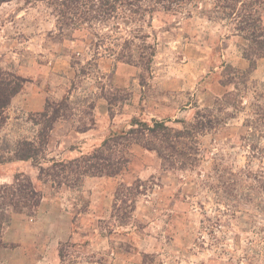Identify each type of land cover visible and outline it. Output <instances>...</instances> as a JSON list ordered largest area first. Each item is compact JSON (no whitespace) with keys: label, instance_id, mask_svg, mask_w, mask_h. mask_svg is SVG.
<instances>
[{"label":"rangeland","instance_id":"374dc122","mask_svg":"<svg viewBox=\"0 0 264 264\" xmlns=\"http://www.w3.org/2000/svg\"><path fill=\"white\" fill-rule=\"evenodd\" d=\"M209 1L193 0L183 10L189 16L156 11L152 19L121 25L120 35L111 33L110 24L96 22L61 31L52 11L38 0L0 4V69L27 80L3 113L0 148L31 138L29 115L64 97L70 109L50 133L46 158L73 159L109 133L126 130L134 117L169 120L179 127L171 122H189L195 110L215 107L230 88L219 85L222 63L242 70L248 63L239 52L241 39L229 34L225 22L200 15ZM139 29L155 49L148 68L105 56L110 40L98 49L104 56L97 64H86L97 51L96 37L128 39ZM252 79L264 82V59ZM29 94L44 99L40 110L28 111ZM242 120L199 136L196 161L183 171L166 169L154 152L131 145L123 149L129 164L118 176L86 178L78 190L39 182L29 161L0 164V184L11 183L16 173L28 177L42 196L70 210L73 229L87 223L98 256L114 250L143 264H264V142L261 154L252 155L241 139ZM83 133L87 136L81 139ZM134 183L140 194L134 212L125 215V198L115 199V192ZM36 210L14 215L31 218Z\"/></svg>","mask_w":264,"mask_h":264},{"label":"trees","instance_id":"16d2710c","mask_svg":"<svg viewBox=\"0 0 264 264\" xmlns=\"http://www.w3.org/2000/svg\"><path fill=\"white\" fill-rule=\"evenodd\" d=\"M13 0H0V4ZM52 11L57 25L69 26L73 31L81 24H110L112 34L120 35L121 25L152 19L156 11L183 13L193 0H38ZM197 8V6H195ZM264 0H210L209 9L203 8L200 15L206 19H218L225 22L230 35L241 39L239 46L241 57L247 61L244 70L222 63L219 85L227 89L216 101L213 108L195 110L191 121L134 117L128 128L121 133H109L100 143L90 150L80 152L79 156L69 160L46 158L50 133L58 121L67 118L70 107L69 98L64 97L57 103H46L38 113H31L28 123L34 135L15 142L12 148H0V164L5 162H31L37 170V180L49 184L52 189L62 187L78 190L86 178H113L125 170L129 160L123 149L137 145L154 152L169 170H186L196 161L198 155L197 138L205 134L216 133L231 120L243 116L241 129L247 147L253 154H261V142H264V82L252 79L257 62L264 59ZM189 16L190 11L183 13ZM139 26V25H138ZM130 33L128 39L121 36L96 37V52L86 62L88 66L97 64L98 49L105 47L110 40L111 47L103 49L105 56L116 62L134 64L148 68L154 57L155 49L147 43L148 35L140 36L139 30ZM27 80L0 69V126L6 123L3 115L13 97L21 90ZM88 109H93L90 104ZM230 109V110H228ZM83 130L81 132H85ZM1 142V141H0ZM264 149V147H263ZM264 151V150H263ZM5 154V155H4ZM9 155L8 158L5 156ZM139 183L131 187H121L115 192V199L122 195L125 215L135 210V198L140 194ZM123 191L126 194H123ZM32 181L22 173H16L11 183L0 184V248L4 247L2 232L9 224L12 215L24 213L25 209H36L41 200ZM128 209V210H127Z\"/></svg>","mask_w":264,"mask_h":264},{"label":"crops","instance_id":"0c3cea01","mask_svg":"<svg viewBox=\"0 0 264 264\" xmlns=\"http://www.w3.org/2000/svg\"><path fill=\"white\" fill-rule=\"evenodd\" d=\"M43 105L44 99L40 95H28V111L40 110ZM86 136L87 133H83L80 138ZM107 192L111 191L107 189ZM85 215L94 216L92 212ZM80 224L73 229L70 210L43 193L34 216L13 215L4 228L0 264H143L135 255L119 254L114 250H111L112 255L101 253L98 256L92 239L94 233L89 231L87 223Z\"/></svg>","mask_w":264,"mask_h":264}]
</instances>
